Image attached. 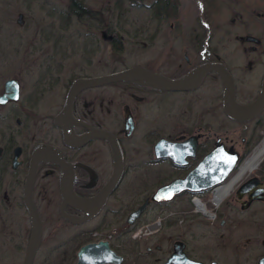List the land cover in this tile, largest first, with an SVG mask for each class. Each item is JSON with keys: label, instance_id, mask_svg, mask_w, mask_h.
<instances>
[{"label": "flooded vegetation", "instance_id": "flooded-vegetation-1", "mask_svg": "<svg viewBox=\"0 0 264 264\" xmlns=\"http://www.w3.org/2000/svg\"><path fill=\"white\" fill-rule=\"evenodd\" d=\"M145 1H149L148 5L144 4ZM192 1L200 8V15L209 19L210 10L205 11L204 6H212L211 0ZM128 3L133 7H157L158 12L153 19L163 21L173 18L180 21L178 24L182 21L181 15L185 9L181 0H132ZM90 18L95 19L93 26L100 32V38L115 45L118 38L108 31L111 23H107L101 13ZM67 19L70 20V17ZM204 26L208 28L207 23ZM212 38L209 31L204 35L197 30L185 32L177 29L175 39L179 42L178 53L173 52V48L165 47L156 59L148 60L151 63L121 70L142 67L169 79H178L197 66L222 64L233 78L237 101L235 76L218 49L208 46ZM238 39L259 44V40L251 36ZM92 41L95 42L94 39ZM151 50L155 49H145L143 52ZM250 51L254 53L256 48L251 47ZM57 52L61 53V50ZM245 53L249 56L247 51ZM232 55L236 59L239 57V54ZM58 57L61 60L66 58L63 54ZM198 57L201 58L199 63L196 62ZM182 62L187 67L183 73L171 75L166 72V69L171 68L179 71L183 67ZM253 62L248 61L247 67ZM93 65L101 70L100 61L70 68L59 62L41 63L37 65V78L27 91L21 81L15 78L5 80L2 85L0 264L25 262L32 234L24 200L25 183L30 173L33 178L31 199L40 219V240L31 264H78V253L82 248L87 249L80 264H116V256L122 258L120 264H126L127 259L118 248L129 245L135 253L140 244L143 251L132 256V260L142 257L145 264H166L176 253L202 264H264V199L257 198L264 197V158L252 168L243 169L247 162L245 158L256 148L258 140L255 133L264 112L252 120L256 123L254 129L247 138H241L238 144L230 137L238 135L240 131L237 129L234 133L226 132L225 137L209 129L206 132L197 128L182 132L181 123L176 121L179 97L197 92L207 78L218 80L221 87L215 73L206 74L195 90L184 92L159 90L136 80L112 82L83 88L76 93L70 117L60 122L69 133L68 144L62 127L56 124L55 119L63 110L73 83L121 71L109 70L95 75L82 73ZM64 71L72 73L63 78ZM263 76L264 72L258 93ZM9 80L17 83L16 101H4L7 97L4 86ZM169 95L178 97V100L167 107L166 96ZM166 114H173V117L166 119ZM150 120L155 121L150 124ZM141 121L147 125L144 129L139 128ZM98 132L107 133L113 143L97 136ZM162 140L173 144H189L195 140L194 156L187 155L185 164L180 165V159L173 160L161 151L165 142H161V148L155 150V145ZM217 144H222L225 151L239 157L235 170L224 183L207 191L182 193L168 202L152 201V196L159 188L184 179ZM116 145L122 157L120 181L101 208L92 214L96 207L92 201L114 173ZM187 148H184V154L189 152ZM131 172L136 175L128 184L134 181L141 186L154 183L157 188L146 193L138 205L132 206L131 202L129 211L125 213L122 207L114 208L111 201ZM151 177H156V180L150 181ZM145 200H148V204L143 215L135 223L129 224L127 217ZM151 211L157 212V219L145 224L150 228L145 236L137 237L136 231L145 226L139 227L140 221ZM90 214L88 219L78 221ZM95 253H104L106 256L103 258ZM104 259L111 262L101 263Z\"/></svg>", "mask_w": 264, "mask_h": 264}, {"label": "rangeland", "instance_id": "rangeland-1", "mask_svg": "<svg viewBox=\"0 0 264 264\" xmlns=\"http://www.w3.org/2000/svg\"><path fill=\"white\" fill-rule=\"evenodd\" d=\"M77 1L76 4H81L88 13L72 17L66 14L69 0H0V92L4 81L11 78L19 79L25 90L28 89L37 78V65L41 63L59 62L70 68L83 63L97 64L100 61L101 70L93 65L82 72L91 75L98 72L107 73L109 70L117 71L137 64H149L151 61L148 60L156 59L165 47L173 48L172 51L178 53L179 42L175 39L178 29L185 32L197 30L204 35L209 31L213 35L208 46L218 49L221 58H225L235 76L238 102H249L258 93L264 72V0H211L212 6H204L205 11L210 10L209 19L200 15V8L192 0H181L185 9L180 24V21L173 18L163 21L153 19L158 12L157 7H133L126 0ZM148 2L145 1L144 4L148 5ZM100 13L107 23H111L108 31L118 38L115 45H110L100 38V32L93 26L95 19L90 17L99 16ZM204 23L208 24V28ZM246 36L258 39L259 44L238 39ZM251 47L256 48L255 54L250 51ZM145 49L155 50L143 52ZM244 49L249 56L244 55ZM60 50L61 53L57 52ZM260 52L263 55H257ZM232 53L239 54V57L236 59ZM61 54L66 56L65 60L58 57ZM251 60L254 61L253 64L247 67L248 61ZM200 61V57L196 58L197 63ZM182 65L179 71L171 68L166 69V72L171 75L181 74L187 68L183 62ZM73 72L81 73L77 70ZM71 73L64 71L63 78H67ZM177 100L178 97L166 96V106H172ZM176 116V121L181 123L182 132L196 128L206 132L209 129L212 133L225 137L226 132L234 133L237 129L240 131L238 135L230 137L238 144L241 143V138L249 136L256 125L254 121L235 123L224 116L221 87L218 80L213 78H207L197 92L179 97ZM171 117L173 114L165 115L166 119ZM154 121L150 120L149 123L153 124ZM143 127L147 125L141 121L139 128ZM255 134L257 145L245 158L246 161L264 142V113L260 117V125ZM131 173L127 183L123 184L115 199L111 201L114 208L122 207L125 213L129 211L131 202L132 206L138 205L146 193L157 188L154 183L141 186L142 184L134 181L128 184L133 181V175H136L135 172ZM151 179L156 180V177H151L150 181ZM157 216L154 211L146 213L139 227L156 220ZM118 250L127 259L126 264H145L142 257L132 260V256H137L138 252L143 251L142 244L135 253L129 245L121 246Z\"/></svg>", "mask_w": 264, "mask_h": 264}, {"label": "water", "instance_id": "water-1", "mask_svg": "<svg viewBox=\"0 0 264 264\" xmlns=\"http://www.w3.org/2000/svg\"><path fill=\"white\" fill-rule=\"evenodd\" d=\"M19 23L21 22V16H19ZM215 73L220 82L222 88V110L227 118L235 122H249L254 120L259 115L264 112V76L261 80L260 90L258 95L254 100L246 104H239L235 99V85L233 78L227 71L224 65L218 63H206L189 71L187 74L178 79H169L159 74L152 73L142 67H132L124 69L118 72L110 73L107 75H102L95 78L80 79L73 83L69 94L67 96L66 102L64 104L63 110L56 117V124L60 125L63 129V134L66 143L69 142V133L63 127L60 122L64 119H68L71 113V105L76 93L81 89L90 86L105 85L112 82L121 81H134L136 80L140 84H146L150 87H154L159 90L166 91H192L195 90L203 80L204 76L208 73ZM5 92L7 97L4 101L12 100L16 101L18 99V87L15 80H9L5 83ZM97 136L106 139L113 143V139L104 132H98ZM161 142H165V147L161 149L166 156L171 159H180L178 162L180 165L185 164V158L188 156H194L196 141L188 142L189 144H173L167 141H160L155 145V150L161 148ZM219 143V141L217 142ZM115 147V169L114 173L107 183V185L102 189L101 193L92 201L95 204L94 214L97 212L101 206L105 203L108 195L116 188L120 181L121 174L123 171L122 157L118 146ZM185 147H188V153L184 154ZM175 155V157H174ZM239 157L237 154L225 151L222 144H217L215 148L205 155L196 167L191 170L184 179L175 180L170 184H167L159 188L152 196V201L155 203L168 202L175 198L176 196L185 193H198L202 191L211 190L220 184H222L233 172ZM32 174L30 173L27 182L25 183V206L29 213V220L32 226V234L30 238V244L28 247L27 255L24 264H31L32 257L34 256L37 245L40 240V219L35 205L31 199V188H32ZM64 195V193H63ZM262 198L264 197H257ZM81 203V202H80ZM148 204V200H145L139 207H137L133 212L127 217V222L129 224L135 223L144 213ZM90 215H86L85 218L78 221H83L88 219ZM87 248H82L78 253L79 263L82 261V257L86 254L85 250ZM112 254V253H111ZM96 256L105 257L104 253H95ZM117 260L114 261L116 264H120L122 258L116 256ZM111 262L109 259H104L101 263ZM166 264H202L200 262L189 261L184 254H173Z\"/></svg>", "mask_w": 264, "mask_h": 264}, {"label": "bare ground", "instance_id": "bare-ground-1", "mask_svg": "<svg viewBox=\"0 0 264 264\" xmlns=\"http://www.w3.org/2000/svg\"><path fill=\"white\" fill-rule=\"evenodd\" d=\"M264 158V142L262 145L255 151L252 155V157L246 162V166H244V171L246 169L252 168L253 165H255L258 161L262 160ZM259 163V162H258ZM255 168V167H254ZM253 168V169H254ZM242 169V171H243ZM248 173V172H247ZM238 177V176H237ZM234 184V183H233ZM226 185V184H225ZM217 190V189H216ZM221 194V193H220ZM227 195V194H226ZM223 196V195H222ZM221 196V197H222ZM224 197V196H223ZM200 202V201H199ZM198 204V203H197ZM201 207V206H200ZM205 211V210H204Z\"/></svg>", "mask_w": 264, "mask_h": 264}, {"label": "trees", "instance_id": "trees-1", "mask_svg": "<svg viewBox=\"0 0 264 264\" xmlns=\"http://www.w3.org/2000/svg\"><path fill=\"white\" fill-rule=\"evenodd\" d=\"M126 1H132V0H126ZM69 5L67 6V13L69 16H80L83 13H88L86 8H83L81 4H76L77 0H69ZM260 122V121H259Z\"/></svg>", "mask_w": 264, "mask_h": 264}, {"label": "built area", "instance_id": "built-area-1", "mask_svg": "<svg viewBox=\"0 0 264 264\" xmlns=\"http://www.w3.org/2000/svg\"><path fill=\"white\" fill-rule=\"evenodd\" d=\"M147 232V229H145L144 231H138V233H136V235L141 236V235H145Z\"/></svg>", "mask_w": 264, "mask_h": 264}]
</instances>
